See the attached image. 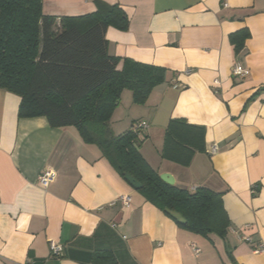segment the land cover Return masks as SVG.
<instances>
[{"label":"crops","instance_id":"obj_1","mask_svg":"<svg viewBox=\"0 0 264 264\" xmlns=\"http://www.w3.org/2000/svg\"><path fill=\"white\" fill-rule=\"evenodd\" d=\"M101 1L129 17L126 31L106 33L118 69L128 59L167 70L145 106L132 102L124 126L118 112L132 92H123L113 131L146 125L140 152L151 167L181 188L222 194L230 229L223 239L181 228L75 127L19 118L21 98L0 89V264H93L102 252L118 264H264V0ZM96 11L95 0H43L47 16ZM243 29L250 37L236 53L230 36ZM235 64L248 75L233 76ZM171 119L206 128V152L188 168L161 157ZM46 170L56 177L45 190ZM51 242L65 247L62 257L51 255Z\"/></svg>","mask_w":264,"mask_h":264},{"label":"trees","instance_id":"obj_2","mask_svg":"<svg viewBox=\"0 0 264 264\" xmlns=\"http://www.w3.org/2000/svg\"><path fill=\"white\" fill-rule=\"evenodd\" d=\"M97 2V11L78 17L43 13V0H0V89L21 98L19 118L44 117L52 128L75 127L86 144L96 145L119 175H130L147 202L173 217L194 234H217L225 239L230 220L222 194L207 188L191 191L171 186L140 152L146 136L134 124L122 134L111 127L124 91L145 106L155 87L167 81V70L109 54V27L126 31L129 17L119 5ZM250 37L248 29L231 34L240 53ZM206 128L185 119L167 125L163 160L191 166L206 152ZM127 181V180H126ZM93 264H118L109 252L97 253Z\"/></svg>","mask_w":264,"mask_h":264},{"label":"built area","instance_id":"obj_3","mask_svg":"<svg viewBox=\"0 0 264 264\" xmlns=\"http://www.w3.org/2000/svg\"><path fill=\"white\" fill-rule=\"evenodd\" d=\"M227 6V5H225ZM233 76L235 77H245L248 75V71L245 70L242 66H240L239 64H235L233 67ZM147 128L146 125L144 124H137L135 126V131L136 132H140L141 130ZM217 151L216 147L212 148V153H215ZM56 175L53 171L50 170H46L43 171L38 178V183L39 185L43 188V189H48L49 185L54 181ZM118 201L122 204L123 207L125 208H129L131 206V198L129 196H122L119 197ZM248 242L251 241L250 239H246ZM50 250H51V255L53 257H62L65 251V247L59 243L56 242H51L50 243ZM193 250L196 254L199 253V249H197L196 247L193 246ZM259 250L261 252L264 253V247L261 246L259 248Z\"/></svg>","mask_w":264,"mask_h":264},{"label":"water","instance_id":"obj_4","mask_svg":"<svg viewBox=\"0 0 264 264\" xmlns=\"http://www.w3.org/2000/svg\"><path fill=\"white\" fill-rule=\"evenodd\" d=\"M125 178H126L127 182H128V183H129V184H130L135 190H140V189H141V185H140L138 182H136V181H135L130 175L126 174ZM161 179H162L165 183H167V184H169V185H171V186L176 185L175 178H174L172 175H170V174H162V175H161Z\"/></svg>","mask_w":264,"mask_h":264},{"label":"rangeland","instance_id":"obj_5","mask_svg":"<svg viewBox=\"0 0 264 264\" xmlns=\"http://www.w3.org/2000/svg\"><path fill=\"white\" fill-rule=\"evenodd\" d=\"M132 105V101H127L126 99H124L123 103L121 104V108H120V111L118 112V117L120 119V123H123V126L126 124L125 123V117L127 116V114L129 113L130 111V107ZM119 107V106H118ZM121 125V124H119Z\"/></svg>","mask_w":264,"mask_h":264}]
</instances>
